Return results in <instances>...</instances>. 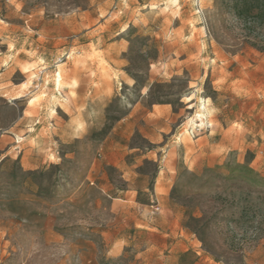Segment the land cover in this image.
<instances>
[{
    "label": "rangeland",
    "instance_id": "rangeland-1",
    "mask_svg": "<svg viewBox=\"0 0 264 264\" xmlns=\"http://www.w3.org/2000/svg\"><path fill=\"white\" fill-rule=\"evenodd\" d=\"M0 264H264V0H0Z\"/></svg>",
    "mask_w": 264,
    "mask_h": 264
}]
</instances>
